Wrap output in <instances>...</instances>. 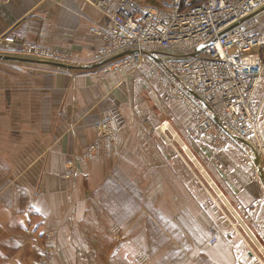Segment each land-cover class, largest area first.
I'll return each instance as SVG.
<instances>
[{"label":"crops","instance_id":"1","mask_svg":"<svg viewBox=\"0 0 264 264\" xmlns=\"http://www.w3.org/2000/svg\"><path fill=\"white\" fill-rule=\"evenodd\" d=\"M108 22L95 0H0V39H15L2 40L0 51L26 59H0V264H22L50 229L63 264L67 256L75 264H140L139 251L150 264H264V160L255 138L239 139L240 148L203 144L187 134L184 105L146 65L103 71L93 57ZM252 29L264 35V10ZM23 42L71 60L25 55ZM148 49L162 67L175 57ZM254 107L264 145V95ZM166 114L182 136H133ZM104 119L115 124L113 143L75 161L68 177V162ZM172 142L186 144L187 154Z\"/></svg>","mask_w":264,"mask_h":264},{"label":"built area","instance_id":"2","mask_svg":"<svg viewBox=\"0 0 264 264\" xmlns=\"http://www.w3.org/2000/svg\"><path fill=\"white\" fill-rule=\"evenodd\" d=\"M95 4L109 19L102 30L103 44L93 57L94 62L106 61L103 71L146 65L184 105L191 117L189 132L203 144L240 148L239 139L256 131L254 96L264 75V35L252 27L264 10V0H167L165 6L95 0ZM2 40L15 42L11 37ZM151 46L171 50L175 57L162 67L149 52ZM131 49L139 52L125 53ZM21 51L56 64L68 65L71 60L69 54L38 43L23 42ZM113 126L110 119L96 124L97 138L68 162V177L75 161L105 154ZM137 260L150 264L142 251Z\"/></svg>","mask_w":264,"mask_h":264},{"label":"rangeland","instance_id":"3","mask_svg":"<svg viewBox=\"0 0 264 264\" xmlns=\"http://www.w3.org/2000/svg\"><path fill=\"white\" fill-rule=\"evenodd\" d=\"M141 1H144L147 4L154 5V6H165L167 0H141ZM0 54H4V53L0 51ZM5 55H12V54H5ZM259 95H262V96L259 97ZM263 95H264V75L261 77V79L259 81V84H258V87H257V90H256L255 105H257V103L261 100ZM255 113H256V109H255ZM113 125H114L113 126V139L107 145L106 149L109 148L110 144H112L114 139H115L116 127H115L114 123H113ZM164 126L168 127V129L165 130V131H163V127ZM172 129H175L178 132V135L182 136V133L180 132L181 131V127L176 125L175 121L170 117L169 114H166V116L160 117V119L157 122V125H154V124L152 125V123L149 120L146 123L144 121V125L141 128H139V129L135 128L134 129L133 136L135 138H142V140H140L142 142H143V138L145 136L148 138V140H146V142H148V141H158V140L162 141V139H164V141H165V140H167L166 136L168 138H172V136H173ZM96 130H97V128H96ZM187 132H188L187 134L190 133L189 132V127H188ZM259 133H260L259 129L256 126V131L254 133L250 134V135L255 138L254 142H255L256 147H257L256 151H257L258 155L260 156V159L264 160V145H263V143H261L262 142V138H261ZM250 135H248V136H250ZM96 138H97V136H96ZM136 142H137V140H135V143ZM168 145L173 147V148H177L180 153L187 154L186 152H188V146L186 144H184V143L177 144L176 142H174V143L172 142L171 144L169 143ZM241 148H242V146H241ZM246 151L249 152V150L247 148H246ZM95 156H97V155H95ZM92 157H94V156H92ZM76 162H79V161H76ZM73 167H74V165H73ZM73 167H71V168L73 169ZM253 177L257 178L258 176H257L256 173H254ZM19 202H20V205L23 204V200H19ZM24 203H25V200H24ZM89 225H87L88 226L87 227L88 230H90L89 229L90 228ZM103 225H104L105 229H107L106 225L105 224H103ZM37 233H39V232H37ZM43 234L44 235H43L42 239H41V235L38 234V235H40V238H39L38 243H36L37 245L35 247V250L32 251V255H29V256L27 255L25 257H22V256L19 257L20 258V262L22 264H51V263L55 262L56 260L59 262L58 258L60 259L61 264L64 263L63 260H64L65 257L64 256L59 257V251H58L59 247L57 245V234H56V232L54 230L50 229V230H46L45 233H43ZM106 234H107V231H105V236H106ZM102 235H104V233H102ZM137 254H138V252H137ZM137 254L133 258L135 263L138 261L137 260ZM67 259L69 260V263L67 262V264H75L74 260H73V257L67 256ZM90 259H93V257H88V261ZM1 261H3V260H0V262ZM104 262H105V259H104ZM115 264H119V261L116 260Z\"/></svg>","mask_w":264,"mask_h":264},{"label":"water","instance_id":"4","mask_svg":"<svg viewBox=\"0 0 264 264\" xmlns=\"http://www.w3.org/2000/svg\"><path fill=\"white\" fill-rule=\"evenodd\" d=\"M205 46H203L201 49H198V51H201ZM135 52H139L138 49H131L126 51L125 53L129 54V53H135ZM122 55V54H121ZM0 59H4V60H14V61H21V60H26L25 58L22 57H17V56H13V55H5V54H0ZM106 61H103L101 63H98L96 65H102L104 64ZM63 65V64H60ZM66 66V65H64ZM71 67V66H68Z\"/></svg>","mask_w":264,"mask_h":264}]
</instances>
